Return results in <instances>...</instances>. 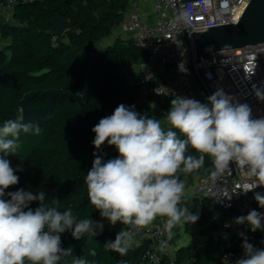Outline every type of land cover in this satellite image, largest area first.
I'll return each mask as SVG.
<instances>
[{
	"label": "trees",
	"instance_id": "16d2710c",
	"mask_svg": "<svg viewBox=\"0 0 264 264\" xmlns=\"http://www.w3.org/2000/svg\"><path fill=\"white\" fill-rule=\"evenodd\" d=\"M6 2L0 0V4ZM128 7L127 0H16L12 21H0V34L9 40L0 49V67L6 63L10 67L9 74L0 77V126L9 119L22 120L21 101L26 94L36 92L30 105L39 109L48 101L45 93L57 90L51 120L34 124L40 127L39 134L21 131L16 154L7 157L17 169L19 182L6 193L18 189L33 194L44 191L49 207L61 212L71 209L78 221L101 219L100 212L90 204L85 183L93 152L97 151L91 129L120 104L134 105L138 113L164 120L172 100L167 96L141 100L140 87L125 72V66L145 61L147 53L131 40L117 37L101 51L97 49L123 22ZM56 12L71 25L60 36L55 35L53 26ZM100 153L105 161L119 156L115 146L107 143ZM188 154L199 155L191 148ZM214 170L212 158L205 156L203 167L190 173L181 170L177 175L184 183L191 177L201 180ZM39 206L38 201L29 205L33 210ZM179 206L198 213V225H211L214 230L223 226L222 211L209 197L182 196ZM118 233L103 229L95 237L85 234L76 240L66 231L61 234V247H71L74 257L94 264H141L148 243L133 249L125 238V255L105 249V243L114 241ZM244 237L255 247L264 248L260 236ZM244 237L234 235L225 240L211 235L198 250L191 245L180 247L174 263L224 264L225 258L243 252ZM93 249L97 253L94 257L90 255ZM73 256L62 257L58 264H72ZM167 263L164 260L162 264Z\"/></svg>",
	"mask_w": 264,
	"mask_h": 264
},
{
	"label": "clouds",
	"instance_id": "9594fccd",
	"mask_svg": "<svg viewBox=\"0 0 264 264\" xmlns=\"http://www.w3.org/2000/svg\"><path fill=\"white\" fill-rule=\"evenodd\" d=\"M252 75L254 70L246 73L247 78ZM252 91L259 101H264V88L253 84ZM166 121L170 125L167 130L158 119L138 113L134 105L120 104L91 129L97 151L93 152L85 183L90 204L102 219L113 226L117 222L144 226L156 215H165L169 236L177 223H196L198 213L178 207L184 184L177 173L203 167L205 156L212 158L214 176L230 170L231 162L246 167L256 181L244 193L264 187V117L253 118L249 104L220 88L206 103L175 96ZM21 131L39 134L41 129L21 119H9L0 126V264H58L62 257L73 256L71 247H61L62 233L69 231L74 239L81 240L85 234L97 236L104 224L91 218L78 221L71 209L61 212L47 206L44 191L33 194L18 189L6 193L19 182L17 169L7 157L16 154ZM105 143L115 146L119 156L105 161L100 153ZM189 148L199 155H186ZM227 198L231 199V195ZM254 199L264 208V194L257 192ZM34 201L40 205L35 210L29 207ZM262 221L264 213L251 210L233 223L247 224L256 232L264 231ZM127 235L120 231L114 241L105 243V249L125 255ZM241 247L243 255L235 264H264V248L255 247L247 237ZM90 255H97L95 249ZM72 264L94 262L73 256Z\"/></svg>",
	"mask_w": 264,
	"mask_h": 264
},
{
	"label": "built area",
	"instance_id": "2783aa9c",
	"mask_svg": "<svg viewBox=\"0 0 264 264\" xmlns=\"http://www.w3.org/2000/svg\"><path fill=\"white\" fill-rule=\"evenodd\" d=\"M127 1L130 12L120 29L125 38L147 53V59L138 64L136 79L141 100L145 102L151 96L172 99L183 96L200 101V96L205 94L193 84L189 71L195 59L193 30L203 32L213 26L238 23L251 0H149L153 4L152 21L141 12V4L148 0ZM15 3L16 0H7L0 6L13 9ZM185 32L188 38L184 37ZM213 58L197 65L210 94L223 89L241 103L249 104L253 118L264 117V101H259L252 91L253 84L264 88V44L219 51ZM252 70L254 75L247 78L246 73ZM229 169L199 180L196 193L212 197L222 211L223 228L241 234L249 227L233 223L237 217L246 216L251 210L264 213V208L248 195L262 187L244 193L254 186L256 177L235 162L229 164ZM258 192L264 194V191ZM167 220V216L158 214L157 220L147 225H126L128 247L136 249L149 244L141 264H162L164 260L175 264V254L166 239ZM256 232L262 234L264 240V231ZM242 255L243 252L225 258L224 264H235Z\"/></svg>",
	"mask_w": 264,
	"mask_h": 264
},
{
	"label": "water",
	"instance_id": "95a60500",
	"mask_svg": "<svg viewBox=\"0 0 264 264\" xmlns=\"http://www.w3.org/2000/svg\"><path fill=\"white\" fill-rule=\"evenodd\" d=\"M185 1V0H184ZM55 35L60 36L71 25L64 22L61 15L56 12L53 22ZM188 38V33H184ZM192 37L195 46V59L189 66L193 84L207 97L211 95L197 65L207 60H213V54L219 51L238 48H249L264 44V0H251L242 18L238 23L218 25L210 27L203 32L193 30ZM228 46V47H225ZM209 49H211L209 51ZM10 72L9 63L0 67V77L7 76ZM57 90H50L45 93L48 101L45 106L35 109L31 107L30 101L36 96V92L28 93L21 101L22 121L25 123L37 124L47 122L52 118L54 97ZM1 110V109H0ZM258 191H264V187L248 194L255 196ZM5 199V197H4Z\"/></svg>",
	"mask_w": 264,
	"mask_h": 264
},
{
	"label": "crops",
	"instance_id": "0c3cea01",
	"mask_svg": "<svg viewBox=\"0 0 264 264\" xmlns=\"http://www.w3.org/2000/svg\"><path fill=\"white\" fill-rule=\"evenodd\" d=\"M129 3V2H128ZM129 8V7H128ZM153 4L151 1L143 2L141 4V12L143 15L150 21L154 20V14H153ZM13 9L5 8L0 6V21L1 20H7L9 22L12 21V15H13ZM130 10L127 9L125 12V17L129 15ZM117 37L125 38L124 33L121 31L120 26L112 33V35L109 38H105L102 41H105L107 39L110 40V42L106 43L105 46L110 45L113 40ZM9 44V40H5L2 38V35L0 34V49L6 47ZM125 72L127 74L135 73L134 80L136 82L137 75H138V64H126L125 66ZM161 126L165 129L166 127L170 126L166 119L160 121ZM199 179H196L195 177L187 178L185 180L184 184V192L183 196H195L199 198L203 197H209L212 199L213 203L214 199L210 196H203L196 193V187L198 185ZM216 205V204H215ZM178 207H180L178 205ZM181 208V207H180ZM158 218V215L155 216V218L151 221L154 222ZM98 222H102L104 224L103 229L108 230H114L117 232L124 231L126 228V225H123L120 222H117L114 226L111 225L106 219H98L96 220ZM246 236H260L261 240H263V236L260 233L252 232L249 228H246L245 233H243ZM213 235L216 238L219 239H225L228 240L230 237L234 235H240L233 231L225 230L222 226L219 230H214L211 225L201 226L197 223L194 224H185L183 222L177 223L171 230V236H169L168 229L166 233V239L171 247V250L174 254H176L177 250L186 245H191L195 250H198L200 247H202L205 243L208 237Z\"/></svg>",
	"mask_w": 264,
	"mask_h": 264
},
{
	"label": "rangeland",
	"instance_id": "374dc122",
	"mask_svg": "<svg viewBox=\"0 0 264 264\" xmlns=\"http://www.w3.org/2000/svg\"><path fill=\"white\" fill-rule=\"evenodd\" d=\"M108 42H110V40L109 39H107V40H105V41H101V43H99L98 45H97V49L98 50H102V48L103 47H105V45H106V43H108ZM135 73H132V76H133V79H134V75ZM200 101H201V103H206L207 102V97L205 96V95H201L200 96Z\"/></svg>",
	"mask_w": 264,
	"mask_h": 264
}]
</instances>
